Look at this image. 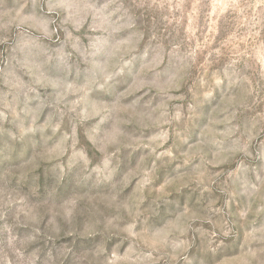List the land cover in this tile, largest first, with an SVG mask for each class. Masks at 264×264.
<instances>
[{"label":"clouds","instance_id":"clouds-1","mask_svg":"<svg viewBox=\"0 0 264 264\" xmlns=\"http://www.w3.org/2000/svg\"><path fill=\"white\" fill-rule=\"evenodd\" d=\"M221 6L218 48L201 64L178 21L170 39L155 21L145 24L155 0H0V64L11 65L5 81L13 93L0 111V134L9 116L20 121L0 160V264H264V226L254 219L264 211V0ZM88 20L99 35L85 29L76 49L72 33ZM129 34L135 40L126 42ZM50 68L55 75L46 76ZM16 73L33 87L57 77L75 82L87 114L65 102L57 125L65 134H49L25 108L26 126L17 112L26 90L8 79ZM136 82L139 94L124 99ZM117 104L124 105L120 134L106 136ZM146 130L159 135L133 169L132 150L147 140ZM29 133L13 159L14 142ZM23 161L56 185L58 216L62 202L73 200L74 221L39 228L12 219L32 197ZM133 170L135 183L126 185Z\"/></svg>","mask_w":264,"mask_h":264},{"label":"rangeland","instance_id":"rangeland-1","mask_svg":"<svg viewBox=\"0 0 264 264\" xmlns=\"http://www.w3.org/2000/svg\"><path fill=\"white\" fill-rule=\"evenodd\" d=\"M151 2V0H148ZM12 0H9V5L11 6ZM207 4V8L203 9L202 4ZM156 8L155 10H148L144 12L145 24L149 27L153 26V21H155L154 29L158 31L162 37H169V32L175 36L176 33L172 31L173 25L179 22L180 35L183 37L186 45L195 49L198 53L203 54L204 61L211 60L209 55V49L216 50L218 48L217 40L220 33V26L223 17L226 15V9L221 6V0H155ZM175 4L176 7L173 8L172 5ZM167 5V7H163ZM186 5V7H185ZM143 11V10H140ZM207 17L205 21L204 17ZM169 17L167 21L163 20V17ZM79 19V15L73 12V20ZM91 23L90 20L85 22L83 28L79 32L73 31L71 44L74 48L78 49L81 47L82 41L79 39L81 32L85 29L87 32L93 33L98 36L95 30L89 27ZM168 25V30L165 31L164 25ZM215 26V28H214ZM50 27V26H49ZM201 28H203V35H201ZM37 29L39 34L43 35L45 31V24L42 20L37 22ZM127 29H121V32H126ZM213 36L211 41H208V36ZM63 38V37H62ZM47 40V37H44ZM126 42H131L135 40L134 34H129L125 38ZM84 41H88L87 35L84 36ZM207 42V47H202V45ZM121 41H117L120 44ZM167 43V40H164ZM46 52L47 49H44ZM220 51H223L221 49ZM17 59H20L18 56ZM153 60L156 59L155 54L152 57ZM51 64V62H50ZM11 70L10 64H0V111H4V105L11 104L13 102V93L9 90V87L5 81V74ZM55 75V69L50 68L47 75ZM13 83L18 85L20 88L26 90L27 102L20 103L17 112H20V119L24 120L26 126L31 127V115L25 117V114L21 112V109H27L32 115H37L39 118L37 123L40 124L42 128H45L49 134L59 133L64 135L61 128L57 125L59 124L60 117L65 111V102H67L66 107L69 109H77L82 114H87L84 108L81 107L80 95L77 93V85L73 81L65 82L63 79L57 77L56 80L49 83L47 79L44 81V86L33 87L32 80L28 77L23 76L20 73L14 74L13 77H9ZM30 89V90H29ZM140 92L139 82L134 83L129 87V89L124 94V99H129L133 95H138ZM147 99V97H145ZM124 107L123 104H117L116 110L112 113L113 123L109 129H106V136H118L120 134V124L118 117L120 115V109ZM99 110V109H97ZM107 116V113H104ZM90 120H98L96 116H89ZM19 120L13 116H9V122L4 124L6 131L0 134V160H3V155L7 154V146L9 144L8 132H19ZM87 121H82L86 123ZM103 120H98V125L103 124ZM97 125V130H98ZM50 126V127H49ZM216 125L210 123L209 134L214 135L216 130ZM31 134L25 135L24 141L14 142L16 150L12 151L13 159H19V148L28 139ZM159 135V130L151 131L146 130L147 140H141V146L132 150V162L133 169L137 168L140 164L139 155L141 153H147L151 151L150 148L145 147V143H152L153 137ZM230 136L227 129L224 131V140H227ZM165 147L161 145V150ZM6 163V162H5ZM25 163L24 175L25 180L24 191H31L32 197L23 202V208L19 216H13V220L23 219L29 223L34 224L39 228H52L63 222V219L75 220V204L73 200L69 199L63 201V216H58L54 208V194L56 192V185L52 184L51 181L47 180L41 169H33L31 164L26 161ZM136 172L135 170L130 171L129 174L124 177V182L127 185L129 181L135 183ZM43 188L44 194L41 195V190ZM18 206V205H17ZM255 222L258 226H264V211L259 212L255 217ZM191 251V250H190Z\"/></svg>","mask_w":264,"mask_h":264}]
</instances>
